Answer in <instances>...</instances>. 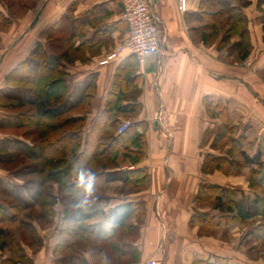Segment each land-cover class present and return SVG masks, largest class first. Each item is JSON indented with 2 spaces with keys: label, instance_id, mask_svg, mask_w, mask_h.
<instances>
[{
  "label": "crops",
  "instance_id": "0c3cea01",
  "mask_svg": "<svg viewBox=\"0 0 264 264\" xmlns=\"http://www.w3.org/2000/svg\"><path fill=\"white\" fill-rule=\"evenodd\" d=\"M227 1V22L222 26L219 20L213 26L206 20V13L215 12L219 5L209 10L208 0H187V7L182 10L180 0H158L153 12L159 26L161 50L135 59H127L128 56L118 52L120 44L129 36L120 0H79L77 3L74 0H36L35 5L11 18L8 29L0 31L2 48L13 46L0 65V90L6 85L5 76L37 43L49 45L52 29H55L53 39L63 37L64 33L56 28L66 15L73 22L69 27H81L82 40L77 44L91 39L109 41L87 62L76 60L65 66L71 86L69 97L83 93L90 81L96 80L97 90L82 139L104 111L123 63L127 64L121 75L134 73L139 77L135 88L127 87V99L122 105L138 102L140 108L124 114L114 113L122 121L138 124L137 130L147 138V155L133 163L120 153L116 157L118 167L107 172L116 177L121 172L140 169L150 175L149 181L140 191L131 193L118 190L123 186L118 178L104 185L97 203L103 214L88 217L84 222L86 231L81 233L86 239H93L92 243L85 247L79 245L78 254L68 264H128L148 257L161 259L165 264L198 261L256 264L248 259L255 251L250 247L246 251L247 247L240 245V241L251 235L252 244L259 245L263 235L257 228L250 227L243 233L238 225L232 224L227 235L221 231L216 236H208L200 235L199 227L192 223L197 211L213 210H210L211 205L197 200L202 184H218L235 190L240 198L253 200L260 195V191L249 186L255 167L256 181L264 187V0H247L244 5L240 4L241 0ZM0 11L7 15L2 6ZM95 17H99L96 24L89 23ZM237 17L243 18V35L235 27ZM78 19L85 24L78 27ZM134 60L138 61L137 66L132 64ZM220 102L227 110V124L219 114ZM65 108L62 106L60 110ZM3 117L8 119L2 121ZM14 117L4 115L0 108V122L6 126H16ZM115 134V125L108 123L104 139L109 140ZM1 141L5 149L19 143L20 147H16L22 155H39V147L34 148L32 138L17 140L0 133ZM233 145L241 147L250 157L259 155L260 165H246L239 174H226L218 169L203 171L209 154L226 155ZM38 168L39 165L36 170ZM76 177L77 174L63 181L65 184L77 182ZM15 184L9 171L0 168V204L6 209L13 194L24 190L25 197L22 194L21 198L32 199L38 189L33 183L29 184L35 186V190L29 184L23 183V187ZM57 190L58 184L54 182L50 193L55 195ZM123 203H142L145 213L134 214L127 225L115 228L106 221V215ZM53 207L56 214L51 217V227L41 228L39 219H34V223L26 222L38 243H42L34 254L30 249L27 253L22 251L25 255H34V264H66L64 254L57 252L63 216ZM12 221L1 220L0 230L10 229ZM41 260L43 262L37 263Z\"/></svg>",
  "mask_w": 264,
  "mask_h": 264
},
{
  "label": "trees",
  "instance_id": "16d2710c",
  "mask_svg": "<svg viewBox=\"0 0 264 264\" xmlns=\"http://www.w3.org/2000/svg\"><path fill=\"white\" fill-rule=\"evenodd\" d=\"M35 1L0 0V4L5 6L3 8L7 12L6 15L0 11V31L8 29L12 24L11 18L32 7ZM78 1L74 0V3ZM208 1L211 3V6H208L209 10L218 8L217 5H219V9L215 12L206 13V20L213 26L221 20V25L224 26L229 14L228 1ZM74 5L76 6V4ZM95 18L94 21L90 20L89 23L96 24L99 17ZM76 22L77 24L80 22L78 27L85 24L81 19L76 20ZM70 24H73V22L69 16H64L56 28V30L64 33L63 37L58 40L53 39L55 29H52L49 45L46 46L42 42L37 43L31 53L6 75V86L22 88L25 93L21 91V96H16L13 95L12 91L3 94L0 90L1 109L10 108L2 102L1 95L15 100L17 102L16 108L25 109L19 115V124L10 127L0 122V128H23L24 126L35 128L36 140L39 143L40 150L38 156L43 162V165L37 169L41 180L37 186L36 194L32 199L21 198L16 205L8 204L7 209L0 204V220L17 218L14 212L15 207L20 214L34 198L49 212L55 214V211L50 207L56 202V196L46 191L47 182H62L64 178L73 176L80 171L95 177L91 181L90 189L78 186V182L64 183L60 187L63 200L68 199L69 202L66 204L65 215L60 227L61 240L57 252L64 254V262L67 264L71 258L76 257V254H78L79 242L77 243L75 237L78 236V233H85L84 221L88 217L103 214L97 203L103 194L104 185L118 178L123 183V186L118 190L131 193L140 191L150 178L146 171L140 169L121 172L116 177H112L107 172V170L118 167L116 157L120 153L129 157L135 163L144 158L148 152L146 135L137 130V123H132L122 133L118 132L122 120L118 119L115 113L124 114L140 108L138 102H135L134 105H122L123 100L127 99V87L135 88L139 79L134 73L121 75V70L125 69L123 66L126 67L127 63L122 62L124 65L120 67V72L117 73L106 107L92 125L85 139L81 138V133L87 125V114L92 111V100L97 90L96 80L90 81L74 104L60 110L71 91V86L67 81L66 64L76 60L87 62L91 56L99 53L102 46L109 43L105 39L98 41L91 39L83 40L77 44L79 40H82L81 27L75 29V27H69ZM235 24L237 30L243 35V18L237 17ZM232 25L234 24L232 23ZM134 57L136 56L129 55L127 59H135ZM134 61L135 64H132L137 66L138 61ZM219 107L221 108L219 114L227 124V110H225L223 102L219 103ZM108 123L115 125L117 134L113 135L111 139L105 140L104 134ZM246 165H260V156L250 157L241 147L233 145L226 155L209 154L202 169L205 172H213L218 169L226 174H239ZM257 174V168H252L249 186L253 190L260 191V195H257L253 200L245 196L240 198L235 190L218 184H202L200 186L197 200L209 202L213 209L208 212L197 211L194 214L192 223L199 227L200 235L214 233L223 225L229 226L233 220L244 221L248 217L257 216L259 201L264 196V187L256 181ZM144 213L145 207L142 203H123L114 207L106 215V221L116 228V226L127 225V221L134 214L143 215ZM72 222H76L77 227H71ZM24 226L27 230L33 231L30 224L24 223ZM9 234L7 230H0L1 249L9 247L6 241ZM82 239L80 238V241ZM15 245L16 252L20 257L8 258L5 263L20 264L22 257H24V264H32L30 257L21 254L18 243H15ZM195 264L212 263L198 261Z\"/></svg>",
  "mask_w": 264,
  "mask_h": 264
},
{
  "label": "rangeland",
  "instance_id": "374dc122",
  "mask_svg": "<svg viewBox=\"0 0 264 264\" xmlns=\"http://www.w3.org/2000/svg\"><path fill=\"white\" fill-rule=\"evenodd\" d=\"M245 1L247 0H241L240 4L244 5ZM249 3V2H248ZM247 3V4H248ZM36 4V1L34 2L33 5ZM5 7L3 4H0V7ZM20 15V13H19ZM13 47V46H12ZM12 47H3L1 46L0 43V65L2 60L4 59V55L8 54L9 49H11ZM13 50L10 51V55L13 53ZM61 51V50H59ZM1 70V67H0ZM2 72V71H0ZM6 77V76H5ZM12 91L13 95L16 96H21V91L24 92V90L22 88H18V87H12V86H4V89L1 90V92H3V94H7L6 92ZM25 93V92H24ZM81 91L78 92L75 96L69 97V99L67 100L66 104H63V108H65L67 105H69L70 103L74 102L79 96H80ZM29 95V94H28ZM1 98L3 99L2 102L5 103V105H7V107H10L9 109H1L3 114H10V115H14L16 118L15 123L19 124L20 123V119H19V115L21 113V111L25 110L22 108H16V101L12 100L10 97H5L1 95ZM14 107V109L11 110V108ZM8 118L3 117L2 121H6ZM15 126V125H14ZM2 129V128H0ZM1 134H8V135H12L14 137H16L17 140L21 139V137H28V138H32L33 141L35 142V146L34 148H37L39 146V143L37 142L36 138H37V133L35 128L32 127H14V128H7V129H2L0 130ZM11 143V142H9ZM3 141L0 142V168L3 170H7L9 171V173L12 175V178H14L15 180V185L21 184L19 187H23L22 184H29V183H33L35 184V186H38L39 181L41 180V176L38 178V174H37V170L36 167L37 165H39V167H41L43 165V162L41 159H39L40 157H27L26 155H22L20 152V148H17L16 146H19V143H14L12 146H14L13 148H7L5 149L2 145ZM20 147V146H19ZM39 159V160H38ZM53 183L54 181H49L46 183V191L48 193H50L52 191L53 188ZM65 182H57L58 184V190L55 193L54 196H56V202L54 204H52V206L50 207V209H54L53 206L57 207V213L59 215L64 216L65 215V209H66V204H68L69 200L65 199V201L63 200V194L60 191V187L62 184H64ZM23 184V185H24ZM30 188L32 190H35V186H32L31 184H29ZM22 191V193H21ZM20 192L13 194V198L9 199V203L10 205H16L20 202L21 200V195L24 194V190H21ZM261 197V196H260ZM211 205L209 202H207V205ZM15 207V206H14ZM210 210H212V207H210ZM54 211V210H53ZM14 212L16 213V217L15 219H12V226L10 227V229H6L10 234L7 238V244L9 245V247H6L4 249L0 248V264H6L5 261L8 260V258H14V257H20V255L16 252V245L15 243H18V246L21 250V254L22 251H24L25 253H27V249H30V251L34 254L37 252V249H39L40 245L38 242V239L35 238V236L33 235L34 231H28L27 229H25L24 224L26 222H33L34 223V219H39L38 222H40L41 224V228L42 227H51L52 225V220L51 217H53V215L56 214V212H54L55 214H52L51 212H49L45 207H43L40 203L35 201V198L33 200L30 201V204L27 205V207L20 212L18 209L15 207ZM257 216L255 217H248L246 218L244 221H234L231 222V224L229 226H222L221 228H219L218 230H216L214 233L211 234H204V235H214L216 236L219 232L223 231L224 232V236L227 235V231L228 228L232 225V224H236L238 225L237 227H239V229L243 230V233H246V231H248L247 229L250 227H255L257 228L256 230L260 231L262 233V239L259 242V245H255L252 244V236L250 235L251 238H249V236H244V238L240 241V245H242L243 247H247L246 251H249L248 248L250 247V249H253L255 252H252V254L248 257L249 260H251L252 262L259 264V261H264V250H262L264 248V196L261 198V200L259 201V207H258V212H257ZM1 221V220H0ZM85 222V221H84ZM9 224V223H8ZM72 226H76L78 224H76V222H72L71 224ZM51 234V233H50ZM49 234V235H50ZM250 234V233H249ZM80 235V236H79ZM85 242H84V240ZM77 240V243L79 242L78 245H80V247H85L86 244H91L93 239H89V238H85L81 233H78V236L75 237ZM80 238L82 239V241H80ZM1 237H0V242H1ZM39 245V246H38ZM253 245V247L251 246ZM42 247V245H41ZM24 249V250H23ZM33 254H26L30 257V259L32 260V264H34V255ZM16 255V256H15ZM25 255V254H23ZM25 255V256H26ZM27 257V256H26ZM24 257H22V262H20V264H24ZM36 258V255H35ZM65 261V260H64ZM43 262L42 260L37 262V263H41ZM66 263V262H65ZM9 264V263H8ZM67 264V263H66ZM129 264V263H128Z\"/></svg>",
  "mask_w": 264,
  "mask_h": 264
},
{
  "label": "built area",
  "instance_id": "2783aa9c",
  "mask_svg": "<svg viewBox=\"0 0 264 264\" xmlns=\"http://www.w3.org/2000/svg\"><path fill=\"white\" fill-rule=\"evenodd\" d=\"M158 0H120L122 18L129 28V36L118 47L122 55L144 57L155 55L161 50V38L153 6ZM180 9L185 10L187 0H180ZM132 122L123 120L118 132L126 131ZM129 264H165L161 259L148 257Z\"/></svg>",
  "mask_w": 264,
  "mask_h": 264
},
{
  "label": "clouds",
  "instance_id": "9594fccd",
  "mask_svg": "<svg viewBox=\"0 0 264 264\" xmlns=\"http://www.w3.org/2000/svg\"><path fill=\"white\" fill-rule=\"evenodd\" d=\"M77 182L78 186L91 188V181L95 179V177L87 175L84 171H80L77 173Z\"/></svg>",
  "mask_w": 264,
  "mask_h": 264
}]
</instances>
